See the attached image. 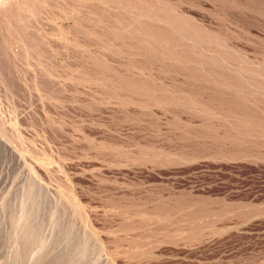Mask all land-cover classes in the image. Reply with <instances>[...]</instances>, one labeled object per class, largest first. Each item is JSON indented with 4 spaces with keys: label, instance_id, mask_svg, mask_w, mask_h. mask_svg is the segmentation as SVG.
Instances as JSON below:
<instances>
[{
    "label": "rangeland",
    "instance_id": "374dc122",
    "mask_svg": "<svg viewBox=\"0 0 264 264\" xmlns=\"http://www.w3.org/2000/svg\"><path fill=\"white\" fill-rule=\"evenodd\" d=\"M0 264H264V0H0Z\"/></svg>",
    "mask_w": 264,
    "mask_h": 264
}]
</instances>
